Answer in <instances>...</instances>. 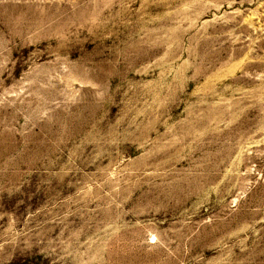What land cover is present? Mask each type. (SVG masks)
I'll return each instance as SVG.
<instances>
[{"label":"rangeland","instance_id":"374dc122","mask_svg":"<svg viewBox=\"0 0 264 264\" xmlns=\"http://www.w3.org/2000/svg\"><path fill=\"white\" fill-rule=\"evenodd\" d=\"M0 264H264V0H0Z\"/></svg>","mask_w":264,"mask_h":264}]
</instances>
